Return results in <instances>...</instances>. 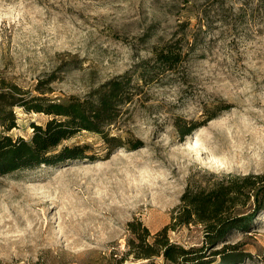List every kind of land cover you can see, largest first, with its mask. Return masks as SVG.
<instances>
[{
    "label": "rangeland",
    "instance_id": "374dc122",
    "mask_svg": "<svg viewBox=\"0 0 264 264\" xmlns=\"http://www.w3.org/2000/svg\"><path fill=\"white\" fill-rule=\"evenodd\" d=\"M169 45L182 55L166 70L154 58ZM124 74L130 98L108 129L119 146L80 132L62 144L86 157L0 178V264H171L136 258L128 222L154 235L188 188L264 174V0H0V90L62 101ZM14 111L13 138L47 119ZM242 190L228 215L251 216L245 228L208 243L201 224L175 225L169 242L208 264H264V210Z\"/></svg>",
    "mask_w": 264,
    "mask_h": 264
},
{
    "label": "trees",
    "instance_id": "16d2710c",
    "mask_svg": "<svg viewBox=\"0 0 264 264\" xmlns=\"http://www.w3.org/2000/svg\"><path fill=\"white\" fill-rule=\"evenodd\" d=\"M164 49L157 52L154 62L169 70L179 62L182 49H175L170 45ZM155 63L144 66V71L148 73ZM146 74H140V78L145 80ZM4 87L0 90V178L19 170H33L42 165L56 166L69 159L86 157V145L62 144L80 132L96 135L112 147L120 145L115 137L108 136V129L120 117L121 106L130 98L129 91L133 87L130 75L112 77L87 96H69L62 101L48 98L42 91L30 94L21 92L19 87L11 84L8 89L6 85ZM18 107L25 112H37L47 116L42 124H30L32 131L28 138H13L8 134L16 126L14 109ZM228 108L227 105L220 106L201 121L189 120L183 125L176 124L180 135L187 136L214 119L218 111ZM256 178L258 181H254L251 176L235 178L226 185L219 183L208 190L188 188L181 195L180 204L174 209L171 222L154 235L140 221H129L127 228L133 237L128 239V245L135 250L136 258L162 255L171 264H208L211 260L204 259L201 248L186 249L170 243L167 230L175 225L201 224L206 242L211 243L224 237L230 229L245 228L251 216L231 217L228 212L236 195L242 194V189L249 187L255 189V206L264 210V174ZM139 227L142 229L139 230ZM229 260L234 261L236 258Z\"/></svg>",
    "mask_w": 264,
    "mask_h": 264
}]
</instances>
